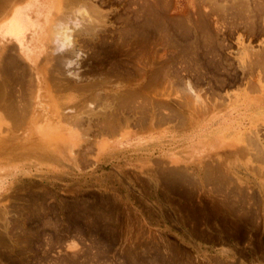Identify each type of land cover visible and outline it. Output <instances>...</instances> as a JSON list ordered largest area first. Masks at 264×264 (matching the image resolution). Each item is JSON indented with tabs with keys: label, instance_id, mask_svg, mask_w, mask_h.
<instances>
[{
	"label": "rangeland",
	"instance_id": "rangeland-1",
	"mask_svg": "<svg viewBox=\"0 0 264 264\" xmlns=\"http://www.w3.org/2000/svg\"><path fill=\"white\" fill-rule=\"evenodd\" d=\"M89 1L75 77L49 49L35 71L0 47V264H264V70L241 68L264 33L245 34L242 0H162L157 35L146 0ZM186 79L205 111L176 105ZM32 113L74 150L29 136Z\"/></svg>",
	"mask_w": 264,
	"mask_h": 264
},
{
	"label": "bare ground",
	"instance_id": "bare-ground-1",
	"mask_svg": "<svg viewBox=\"0 0 264 264\" xmlns=\"http://www.w3.org/2000/svg\"><path fill=\"white\" fill-rule=\"evenodd\" d=\"M161 1L162 0H150V1L146 0L145 1L146 14H145V19H144V25H145V33L147 35H148V33H151V32H154V34H156V35L158 34V27H159L160 22H161V19H160L161 15L160 14H161L162 8L166 5V3L163 4V3H161ZM12 2H13V0H12ZM193 2H195V1H193ZM199 2H200V0H199ZM190 3L188 4V6H191ZM242 3H243L244 9L246 11H248V13L250 12V14L248 15L250 17L247 16V18H249V19L244 21V24H243L245 34L252 36L255 34L264 33V16L260 15V13H263L262 11L264 10V0H242ZM198 5H199V3H198ZM195 7H199V6H195ZM210 7H209V11H210ZM220 7H221V10L225 9V6H223V5ZM90 8H92V4L90 3L89 0H74V2H72V3H68L66 0H43V4H40V5L38 3V0H21L19 2L16 0L15 3L10 5L6 10H4V12L2 10V13H0L1 14L0 15V47L2 48V46H5L6 40L13 39V42H15L17 47H18V50L21 54V57L23 58V60L27 63V65L32 70L36 69V62L39 59L40 55H42V54L45 55V52H47V49H49L51 51V53L48 54V56L46 55V57L48 59H50L49 61H52L51 59L55 58V60L53 59V61L59 62L61 71L65 77H69V78L75 77V76L71 75V73H69V70H68L75 64L74 60L77 59V57H78L77 56L78 53H76V52H78V50L75 51L77 47H74L76 44L75 33H76L77 29L81 27L82 21L88 19V17H89L88 11L90 10ZM209 13L205 12V11L201 12V14H203L202 16H207ZM236 14H237V12H236ZM242 14H243V11H242ZM245 14H246V12H245ZM233 16H234V13H233ZM88 20H90V19H88ZM86 23H84V24H86ZM91 24L92 23H90L89 25H91ZM240 25H242V24L240 23ZM230 27L232 28V30H234L236 28V25L234 24V22H229L227 24V26L218 24V25H216V30H217L218 34L223 35V33L227 32L228 28H230ZM83 31H84V29H83ZM79 32H80V30H79ZM242 40H243L242 35L237 34L235 37V42L240 44V43H243V42H241ZM263 44H264V42H263ZM243 45L244 44H242V46ZM260 46L262 47V45H260ZM261 49L264 50L263 48H261ZM46 57H44V58L46 59ZM253 57L254 58L252 60H249L248 64H245V66L242 64L243 67H241V68H242L243 72H245L249 69H252V67H254V66L259 67L260 69L264 70V55L255 54ZM245 59H247V58H245ZM48 64L50 65V63H48ZM46 66H44V67H46ZM48 67H50V66H48ZM30 72H33V71H30ZM231 79L234 81L236 79V75H233L231 77ZM31 80H33V77ZM32 84L34 85L35 82L31 83V85ZM75 85H77V84H75ZM34 86L37 87L36 84ZM261 89H263V88H261ZM198 93H199L198 90L194 89V87L192 86V84L190 83V81L188 79L183 80L182 88H181L178 100L176 101V105L178 107L186 106V108L188 110V113H187L188 115H190L191 113L197 112V111H199V112L205 111V107H207V106L205 103L202 102V99H200V96ZM32 97H34V95ZM30 106H32V104ZM108 106H109V103H108ZM31 108H33V107H31ZM31 108H29V109H31ZM85 108L87 110H91L90 107H85ZM31 110H29V111L31 112ZM104 112H106V111H104ZM58 113H59V111H58ZM81 115L87 116V115H89V113H85V114L82 113ZM57 116L60 117L59 114H57ZM62 116H64V115H62ZM61 117H60V119H61ZM88 119H90V117ZM53 121L51 119H42V117L40 118L39 115L38 116H36V115L31 116V118L29 120V125L27 128L28 135L34 136L35 138H38V140L41 143H50V142H54V141H61L64 145L67 146L68 152H71L72 150H74V149H72V147L77 145L78 136H76L74 131L71 130L69 125H67L66 126L67 128H66L63 125H61L60 123L57 124V123H54ZM258 125L259 124H257L256 126H258ZM258 127H260V125ZM243 133H245V132H243ZM250 134L248 135V133H246V136L248 135L247 136L248 142L249 143L253 142V143H255V145L259 144L260 143L259 142L260 141V137H259L260 135L257 133V131H251V129H250ZM232 137L237 138L236 133H234ZM2 146H5V145H2ZM245 147H246V145H245ZM38 149H40V148H38ZM262 150H264V149H262ZM0 151H1V149H0ZM74 156H75V154H74ZM250 156L253 157L255 155H250ZM253 158L255 159L256 157H253ZM257 161H260V159H258Z\"/></svg>",
	"mask_w": 264,
	"mask_h": 264
}]
</instances>
